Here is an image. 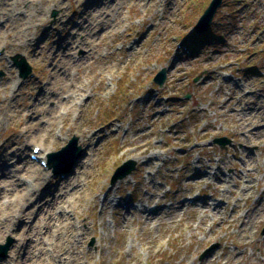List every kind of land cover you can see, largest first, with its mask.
I'll use <instances>...</instances> for the list:
<instances>
[{"label": "rangeland", "instance_id": "1", "mask_svg": "<svg viewBox=\"0 0 264 264\" xmlns=\"http://www.w3.org/2000/svg\"><path fill=\"white\" fill-rule=\"evenodd\" d=\"M140 1L107 10L109 24L123 23L92 47L89 65L73 70V79L78 76L87 90L82 106L75 105L76 118L72 112L65 122L58 120L54 129L63 128L55 142L27 130L23 158L42 155L44 160L48 153L35 154L34 146L45 142L53 153L74 136L79 139L87 174L75 221L87 264H264V0H223L203 33L195 25L211 0ZM63 2L62 7H51L50 0L39 5L41 11L47 8L45 22L30 33L44 43L40 58L31 48L0 46V84L11 69L26 85L11 105L31 102L50 80L46 49L80 30L76 11L84 7L76 0ZM64 7L67 17L61 19ZM16 54L32 68L25 80L14 66ZM164 68L160 87L153 79ZM4 95L9 98L1 87ZM19 121L14 117L1 126L0 149L21 130ZM81 133L95 134L94 140ZM221 137L231 143H214ZM128 160L136 168L112 183L115 170ZM34 166L44 168L41 177L49 178L51 187L74 175L72 169L56 174L39 161ZM107 195L112 202L103 206ZM141 203L164 210L146 222L137 210ZM180 204L185 208L178 211ZM216 204L220 214L213 212ZM10 240L0 264H7L16 237L6 234L0 244Z\"/></svg>", "mask_w": 264, "mask_h": 264}, {"label": "bare ground", "instance_id": "2", "mask_svg": "<svg viewBox=\"0 0 264 264\" xmlns=\"http://www.w3.org/2000/svg\"><path fill=\"white\" fill-rule=\"evenodd\" d=\"M47 1L0 0V21L4 22H2L4 26L0 28V46L4 47V51L31 48L37 58L42 56L44 43L37 42L30 30L44 24L48 11L47 8L41 11L42 7L39 5L43 2L47 4ZM76 1L79 4L78 8L84 7L82 12L76 11L78 18L81 19L77 26L80 30L75 34L70 33L62 43L46 49L50 56V80L41 85V90L31 102L25 107L22 104L11 105V99L19 97L26 88L18 77L12 75L11 69L8 70L4 82L0 84L9 94V98L5 95L3 98L0 97V128L3 124H9L14 117L21 119L19 121L21 130L6 138L0 149V244L6 234L16 237L14 249L6 260L7 264H87V261L82 260L83 253L79 249L83 232L75 221L76 209L82 199L83 177L87 174L84 162L85 149L72 168L74 175L60 180L56 187H51L49 178L41 177L44 168H36L33 160L23 158L26 145L23 143L24 137L29 141L28 136H25L27 130L33 128L34 134L51 136L52 142H55L63 128L62 126L58 131L54 129L58 120L65 122L72 112L73 119L76 118L77 107L82 106L87 90L78 76L73 79V70L79 71L89 65L93 56L92 47L97 43L96 46H99L103 37L108 36L110 31L120 28L123 23L121 20L109 24L111 14L107 10L112 12L116 7L121 10L130 0ZM63 3V0H50L51 7H62ZM66 10L67 7H64L60 14L61 19L67 17ZM162 12L164 16V8ZM55 30L56 27L50 30V38L55 36L53 32ZM80 31L83 33L82 37ZM78 49L86 51L78 56L76 53ZM3 57L4 54L0 53V63H3ZM90 82L89 79V84ZM51 102L54 104L49 105ZM3 104H6V107ZM80 135L81 138L87 137L90 141L94 140L95 136L82 133ZM46 137L43 138L44 141ZM44 143L40 151L48 153L44 157L46 160L49 159L53 146L46 147ZM34 148L35 146L32 149ZM89 151H92L91 144ZM38 157L43 158L42 155ZM243 176L247 178L246 184L250 183L249 176ZM202 178L203 175L198 177ZM21 184L25 186L22 188ZM245 190L247 187H244L243 191ZM43 192H46L48 197L44 198ZM156 199L155 194L151 196V200ZM111 202L107 195L103 200V206H109ZM31 203L36 206L35 210L29 209L28 205ZM118 205H121V202H118ZM202 205V209L207 211L208 205L204 202ZM219 207L220 205L216 204L213 212L220 214ZM184 208L185 205L177 206L178 211ZM137 210L147 222L156 220L158 212L164 209L157 211L155 207L141 203ZM25 221L27 222L24 227L20 225ZM1 259L3 258L0 257V263Z\"/></svg>", "mask_w": 264, "mask_h": 264}, {"label": "water", "instance_id": "3", "mask_svg": "<svg viewBox=\"0 0 264 264\" xmlns=\"http://www.w3.org/2000/svg\"><path fill=\"white\" fill-rule=\"evenodd\" d=\"M223 0H211L204 13L200 16L199 21L195 25V31L197 33L206 32L213 21V18L221 6ZM56 14V13H55ZM14 62V66L19 70V76L23 79L28 78L32 74V68L27 63L26 59L21 54H16L12 57ZM3 73L1 72L0 75ZM154 82L157 83L160 87H162L166 81V69L160 70L154 77ZM197 80V79H196ZM214 143H217L224 147L226 144L231 143V140L226 137L216 138ZM83 149L80 145H78V138L73 137L69 143L62 147L59 151L51 153L48 157L49 167L54 169L56 174L62 172H69L76 161L83 155ZM62 167L59 170V167ZM136 168V162L133 160H128L122 163L114 172L111 182L114 183L117 179H122L129 175ZM11 240L6 245L0 246V251L2 256L7 254L9 250ZM217 245L210 247L204 254L210 252ZM204 256V255H202Z\"/></svg>", "mask_w": 264, "mask_h": 264}, {"label": "trees", "instance_id": "4", "mask_svg": "<svg viewBox=\"0 0 264 264\" xmlns=\"http://www.w3.org/2000/svg\"><path fill=\"white\" fill-rule=\"evenodd\" d=\"M194 45V44H193Z\"/></svg>", "mask_w": 264, "mask_h": 264}]
</instances>
